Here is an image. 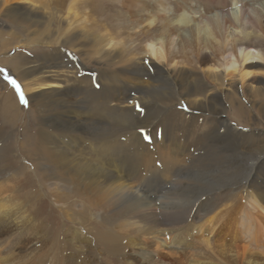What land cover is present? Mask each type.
I'll return each mask as SVG.
<instances>
[{"label": "bare ground", "instance_id": "1", "mask_svg": "<svg viewBox=\"0 0 264 264\" xmlns=\"http://www.w3.org/2000/svg\"><path fill=\"white\" fill-rule=\"evenodd\" d=\"M49 1L0 0L6 24L34 34L28 53L4 62L29 102L19 147H30L41 180L58 198L73 190L87 202L107 188L99 236L117 264H138L128 248L142 246L141 236L182 258L204 244L203 260L187 264H258L256 216L247 210L237 222L243 250L232 223L240 190L264 212V145L237 96L247 85L255 106L264 93V78L248 79L264 70V0H67L61 10ZM8 91L7 109L17 116L21 105ZM14 138L0 133L3 180L19 162ZM174 190L182 191L170 197ZM8 191L0 190V264L95 260L80 229L69 236V228L37 221ZM120 219L128 223L125 244L104 225ZM138 256L157 264L147 252Z\"/></svg>", "mask_w": 264, "mask_h": 264}, {"label": "rangeland", "instance_id": "2", "mask_svg": "<svg viewBox=\"0 0 264 264\" xmlns=\"http://www.w3.org/2000/svg\"><path fill=\"white\" fill-rule=\"evenodd\" d=\"M43 1L45 3V1L48 0ZM66 1L67 0H50L49 2L57 10H61L62 5L65 4ZM109 7L111 8L112 5L107 2L106 9L109 10ZM52 19V23L54 24L53 28H56L59 21L58 16H54ZM26 31H30V29H26L25 27H10L6 24L5 15H0V70H3V72H0V133L5 134L6 136L12 135L15 137L12 139L13 141H16L13 149H16L17 153L15 150H13V153H15L19 159V162L14 163V169L16 170L15 175L12 171L13 175L10 173L11 176L7 178L8 180H3L6 175L0 179V190H9L7 195L4 196H14L16 201H18L17 203H21L20 201H22L23 205L28 208L27 210L30 211L33 216L36 217L37 221L41 223L46 222L49 224V226H54L56 228L61 226L64 229L69 228V232L65 233L69 234V236L70 232L76 228L80 229L83 234L87 235L88 239L91 241L93 257L95 260H85L84 262L81 260V264H117V256L111 252L112 250L110 251L108 245L99 236V234L104 230V226L102 225L103 223L101 222V217L104 216L102 205L103 202L108 201L110 197L107 192V188L102 187L94 192L88 202L84 196L78 195V193L73 190H71L72 196L58 194L61 196V198H58L56 196L57 194H55L53 191H50L51 189L47 185V182L41 180L43 175L35 165L33 158L28 154L30 147H25L24 151L21 149V147H19V142L22 140V128L27 118L29 102L26 94L23 93L24 98L27 100V104H22L20 102V94L5 78L7 75L15 79L19 83L23 92V85L20 82L21 79L14 71L13 66H8L4 60L12 58L18 52L28 53V49L31 48L33 44L31 43V47H29L25 43H29L27 39L34 38V34L32 33L27 36ZM39 46H41V44H39ZM64 49L66 50L70 48L64 47ZM72 51L73 50H70L71 53ZM73 55L76 60L81 61V56L79 54L75 53ZM156 62L161 66V63L158 60ZM250 76H253V78H264V70L261 68H255L248 76V79L251 78ZM9 89L12 90L18 97V101L21 105L19 114L17 116H15L17 114L16 111H12L10 107L7 109V106L10 105L6 102L4 93ZM238 89V99L244 105V109L248 112L250 118L252 119H250V123H253V127L250 129V132H252L257 140L261 139V143L264 145V93H261L256 97L255 100H257V104L254 106V104L248 100V98L251 97V91L249 90V87L245 85L244 90L240 89V87H238ZM212 93H215V91L213 90ZM244 94H246L248 98ZM13 116H15V118ZM229 117H231L233 120H236L235 117H232V115ZM233 124L240 127L243 126L239 124L238 121H233ZM189 172H192V170H189ZM214 178L218 179L217 174L211 176L206 174L203 176V180H213ZM174 182L178 184L176 180H174ZM181 191L182 190H174L173 192H168V195L170 197H175V194ZM236 195L237 196L233 199V201L236 202H234V204H236V219L235 222L232 223V226L234 225L236 227V229H234L235 231L240 230L239 232L236 231V245H238L242 250L247 247V240H244L246 238H243L245 236L243 229L245 228L239 226L237 222L248 219V210L249 213L251 211L252 214L256 216L253 227H256L259 230V235L261 237L259 244L260 248L263 249L264 212L259 208L255 209L253 202L242 190H240V192H238ZM188 199L190 198L188 197ZM193 200L194 198L191 199V202ZM4 201L8 202L9 199L6 198ZM157 212H159V209ZM14 215L16 217L24 216L23 214H20L19 208H14ZM49 215L51 216L49 217ZM78 215L83 217V221L78 219ZM110 217L113 218L114 214H111ZM104 225L106 226L107 230L112 229L113 233L122 239L123 244L126 243L125 230H128L126 229L128 226L126 221L120 219L116 222H113L112 224L108 223ZM225 231L228 230L226 229ZM1 236L3 235L0 234V237ZM224 237L225 236H223V238ZM227 237L231 239L230 235H227L226 238ZM220 238H222V236ZM228 238L227 240L229 241ZM141 243L142 246H132L128 248L129 252H132V260L138 264H141V261H139L136 257H139L138 255L141 254V252H147L149 257L152 255L153 258L151 261H153V263L157 262V264H187L186 260L188 257L191 259L197 257L198 259L203 260L201 256H205V253H207L204 244L199 242L194 243L189 249L186 250L188 251L186 255L188 257L186 258L179 256L180 252H178V254L172 253L173 250L168 247V243L166 245H160V242L152 237L141 236ZM254 247L255 246H253V248ZM256 254V258H258L257 260L259 262L258 264H264V252L261 253L260 251H257ZM223 264L225 263L223 262Z\"/></svg>", "mask_w": 264, "mask_h": 264}, {"label": "snow or ice", "instance_id": "3", "mask_svg": "<svg viewBox=\"0 0 264 264\" xmlns=\"http://www.w3.org/2000/svg\"><path fill=\"white\" fill-rule=\"evenodd\" d=\"M0 72H3V70H0ZM5 78L13 85V87L16 89V91L20 94V102L22 104L26 105L27 104V100L24 98V94H23V92L21 90V87H20L19 83L15 79H13L11 76H7L6 75Z\"/></svg>", "mask_w": 264, "mask_h": 264}]
</instances>
